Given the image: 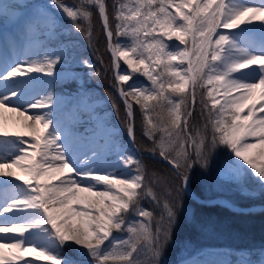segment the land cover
Returning <instances> with one entry per match:
<instances>
[{
	"label": "snow or ice",
	"instance_id": "snow-or-ice-1",
	"mask_svg": "<svg viewBox=\"0 0 264 264\" xmlns=\"http://www.w3.org/2000/svg\"><path fill=\"white\" fill-rule=\"evenodd\" d=\"M54 5L73 22H85L74 27L89 46L93 13L86 5L95 6L128 137L136 142L134 105H139L144 134L153 142L149 151L174 169L176 202L164 201L165 215L153 230L154 213L141 201L150 198L159 205L160 200L141 159L115 143L117 159L109 162L106 143L54 121L52 93L37 101L26 99L38 79L32 73L62 78L56 69L66 62L70 43L39 59H0V217L9 214L0 221V264H34L25 259L33 253L50 264H79L65 251L74 246L86 250L95 264H163L177 218L174 207H180V193L190 191L194 164L208 168L223 147L229 150L221 169L224 179L239 180L247 165L264 185V41L245 46L241 41L253 30L232 31L264 17V0L259 5L242 0H113L114 24L106 0H82L79 6L54 0ZM38 14L54 36L60 28L56 19L44 10ZM204 88L199 100L204 123L193 132L190 120L198 89ZM35 108L48 111L26 115ZM5 112L14 114L15 127L6 122ZM130 214L139 219L130 221ZM114 232H126L127 238Z\"/></svg>",
	"mask_w": 264,
	"mask_h": 264
},
{
	"label": "rangeland",
	"instance_id": "rangeland-1",
	"mask_svg": "<svg viewBox=\"0 0 264 264\" xmlns=\"http://www.w3.org/2000/svg\"><path fill=\"white\" fill-rule=\"evenodd\" d=\"M82 0L77 2H68L66 0H60V3L67 4L69 6H79ZM18 5V7H15ZM89 10L92 5H86ZM38 10H44L48 16L56 19L60 28L54 36L48 34V28L46 26V20L38 14ZM83 20L73 22L62 11L58 10L54 5V0H0V45L12 40V34H4L6 29L14 31L16 37L20 41V48L28 49V57L32 59H39L47 51H52L59 48L62 44H67L68 40L62 38V36H70L71 32L75 30L74 24H82ZM83 23H85L83 21ZM10 25V26H9ZM85 25V24H84ZM77 32V31H76ZM81 34V32H78ZM55 37L60 39L58 43L54 45H48V40ZM121 41L125 38H120ZM69 49H67L68 52ZM68 58L73 59V56L67 57L66 62H62L57 65V71L62 73V78H53L43 74V76L49 77V80L39 86L40 91L38 95H35L28 100L29 102L43 99L48 93H52L55 98L53 105L54 121H59L62 127L67 130H72L77 133H81L86 136L98 138L101 144H107L109 147V154L106 159L109 162L117 159V154L114 151V144L121 143L120 138H116V133L119 129L115 123L112 122L111 110L109 105L105 104L104 99L100 95L97 87L92 82L89 84H82L80 74L83 72L78 70L80 67H86L85 63L70 66L68 64ZM122 70H127V66L121 61ZM78 78L80 86H77L76 90H68L65 93H56L51 91L50 85L53 81ZM134 80H138L140 83H147L146 79L142 76H135ZM129 81L128 83H132ZM80 87V88H78ZM123 87L127 88L125 84ZM208 87H211L210 85ZM190 91V88H189ZM207 88L198 89V93H206ZM187 94V93H186ZM48 111V109L29 110L26 115H31L32 112ZM51 131V126L49 128ZM161 133H157V136ZM27 139V138H25ZM123 145V144H122ZM134 156L141 159L138 151L132 144L124 145ZM87 151V149H85ZM229 150L221 147L213 154L212 162L208 168H204L199 164H194L190 172V185L198 183L201 185L204 195L209 198L225 197L232 204L242 207L239 203L246 201L248 198L258 199L264 197V185L259 181V178L255 176L254 172L249 166L244 165V175L239 180H226L221 175V169L229 159ZM242 163V162H241ZM18 182L16 184H21ZM160 199V198H159ZM166 200V199H165ZM152 202L150 198L141 201V206L147 208V203ZM169 203L171 201L167 200ZM180 207H178L182 219L192 222L194 219V207L184 200L179 201ZM164 201L160 200V204L156 205L157 209L152 210L154 213L153 230H155L156 221H158L161 215H165L163 209ZM172 204V203H171ZM262 206L260 204L254 205V207ZM175 211V209H174ZM177 213V212H176ZM128 219L136 220L134 214H130ZM183 221L176 218L175 225L178 227ZM176 227V228H177ZM199 238L207 244L213 243L207 249H200L196 252H186L189 250H182V244L179 240H172L174 229L172 230V236L168 244L165 246L162 256L163 264H264V245L260 243H251L247 249H236L227 244V241L232 239H240L234 236V238L222 235L214 227L200 228ZM176 230V229H175ZM114 236L120 239H126V232H114ZM107 243V242H106ZM234 244V243H233ZM186 245V244H185ZM194 244L186 245L187 247ZM80 252L87 256L88 260H78L79 264H95V262L87 255L86 250L79 249V246H74ZM179 249V250H178ZM67 252V251H66ZM69 254V253H68ZM32 257H36L33 253ZM71 255V254H70ZM74 256V255H73ZM41 259V260H39ZM147 257H141V260H146ZM34 264H50L49 261L44 260L43 257H39L34 260Z\"/></svg>",
	"mask_w": 264,
	"mask_h": 264
},
{
	"label": "trees",
	"instance_id": "trees-1",
	"mask_svg": "<svg viewBox=\"0 0 264 264\" xmlns=\"http://www.w3.org/2000/svg\"><path fill=\"white\" fill-rule=\"evenodd\" d=\"M113 0H107V5L109 6L110 20L114 24L115 21L112 19L111 13ZM93 25V38L92 46H89L86 42H83L84 37H77L74 34L71 36V51L80 52L83 59L90 62L94 66L93 69H85V76L92 81H94L99 87L101 93L105 98L109 99V102L115 112L116 123L121 127L119 136L121 137L123 143L127 142V128L124 122L125 112L123 102L119 100L116 93V87L114 84L116 80L113 78L112 70V58L108 50L107 38L103 30L102 23L99 18V14L96 10L93 12L92 18ZM99 72L100 75H95ZM200 94L197 93V105L193 114V118L190 120V126L193 132L197 130H202L204 123L203 118L199 117L200 113ZM113 104L116 107H113ZM137 113L136 116V142L137 148L140 152L152 153L149 151L153 147V142L149 140L144 134V123L143 114L139 111V105L135 106ZM114 115V114H113ZM143 165L146 174L151 178V184L153 191L156 192L157 196L161 199L171 198L176 202L175 187L178 182L174 181L173 173L174 170L168 165L155 158L143 157ZM193 188L195 192L201 196H205L200 184L193 183ZM172 192L169 196L168 193ZM184 200L186 203L189 202L195 208L194 222H186L181 218L180 226L175 228L174 239L179 240L186 245L194 244V249L202 246L201 238H199L200 229L197 228H210L214 227L218 232L227 237L234 238V236L245 240H231V243L237 248L246 247L247 242H260L264 244V210L263 211H253L250 213L245 212H235L232 209L224 205H205L202 203H197L189 196H186L185 192L180 193L179 201ZM174 202H172L174 204ZM245 205H252L254 203H264V199L258 201L256 199L247 200L241 202ZM152 208V206H150ZM176 208V207H175ZM154 209V208H152ZM177 209V208H176ZM180 217V216H179ZM71 253L78 256L75 250H71Z\"/></svg>",
	"mask_w": 264,
	"mask_h": 264
},
{
	"label": "bare ground",
	"instance_id": "bare-ground-1",
	"mask_svg": "<svg viewBox=\"0 0 264 264\" xmlns=\"http://www.w3.org/2000/svg\"><path fill=\"white\" fill-rule=\"evenodd\" d=\"M243 3L249 4V5H259L261 0H242ZM247 19V17L245 18ZM10 26V25H9ZM264 28V17L257 18L253 20L252 24H241L238 29L232 30L233 32L239 33L242 32L245 29H252L250 33L247 34L248 38L243 39L241 43L245 46L248 45H255L259 46L262 41H264V32L261 31V29ZM14 31L6 29L4 34H12L16 35L13 33ZM14 47H19V43L14 42L13 43V48ZM28 50H22V52L18 53V55H14L11 59L7 60H12L16 58L20 59H27L28 57ZM6 60V59H5ZM31 75L36 76L38 79L33 83L31 87L27 89V94H26V99L31 100L32 97L35 95H38V92L40 91L39 86H41L42 83L45 81L49 80V77L43 76L42 73H32ZM20 79L27 80L28 77H21ZM30 110H41V108H35V109H30ZM4 118L6 122L9 124L11 127H15V125L12 124V119L14 118V114L11 112H5L4 113ZM19 181H15V183H18ZM9 214H5V217H0V221H4ZM4 234H0L2 236ZM27 235V234H25ZM33 255L31 254L30 256L26 257L25 259H33L37 260L35 257H32ZM41 260V259H39ZM19 264H23V261L19 262Z\"/></svg>",
	"mask_w": 264,
	"mask_h": 264
},
{
	"label": "water",
	"instance_id": "water-1",
	"mask_svg": "<svg viewBox=\"0 0 264 264\" xmlns=\"http://www.w3.org/2000/svg\"><path fill=\"white\" fill-rule=\"evenodd\" d=\"M216 202H220V201H216Z\"/></svg>",
	"mask_w": 264,
	"mask_h": 264
}]
</instances>
